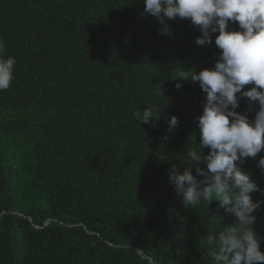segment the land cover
Segmentation results:
<instances>
[{"label": "trees", "instance_id": "trees-1", "mask_svg": "<svg viewBox=\"0 0 264 264\" xmlns=\"http://www.w3.org/2000/svg\"><path fill=\"white\" fill-rule=\"evenodd\" d=\"M144 9V0H0L3 55L15 58L0 91V264H215L207 236L237 218L215 199L185 207L169 173L200 150L206 102L178 73L214 67L218 33L198 45L199 27L176 18L161 34ZM147 104L160 111L155 127L134 115ZM258 109L240 97L235 110L251 121ZM261 157L237 163L259 188L252 227L264 253Z\"/></svg>", "mask_w": 264, "mask_h": 264}, {"label": "clouds", "instance_id": "clouds-1", "mask_svg": "<svg viewBox=\"0 0 264 264\" xmlns=\"http://www.w3.org/2000/svg\"><path fill=\"white\" fill-rule=\"evenodd\" d=\"M144 4L145 13L164 25L159 30L161 34L171 33L165 20L176 18L188 19L199 27L202 35L196 38L198 45L212 43V34L218 33L215 45L221 51L214 67L194 71L190 76L180 72L177 76L199 82L206 102L197 118L200 150L187 151L183 161L187 167L182 174L173 167L169 183L185 207L215 199L226 213L237 218L234 226L210 231L207 236L208 244L214 246L211 255L215 264L264 262L259 237L252 227V213L261 202L253 201L251 193L259 188L237 163L255 158L264 150V0H144ZM230 22H238L239 30H230ZM3 54L0 42V91L10 87L15 65L14 57L5 58ZM249 84L253 86L244 90ZM240 97L258 102L254 120L235 110ZM147 105L142 112L134 113L137 120L148 124L155 117L158 121L160 111L154 104ZM177 124L178 118L173 115L168 120L169 130ZM206 147L210 151L202 156ZM201 161L206 169L200 167ZM192 165H198L195 169L202 179L193 175ZM258 166L264 169V157Z\"/></svg>", "mask_w": 264, "mask_h": 264}, {"label": "water", "instance_id": "water-1", "mask_svg": "<svg viewBox=\"0 0 264 264\" xmlns=\"http://www.w3.org/2000/svg\"><path fill=\"white\" fill-rule=\"evenodd\" d=\"M137 250H138L139 252H142V250H141L140 248H137Z\"/></svg>", "mask_w": 264, "mask_h": 264}, {"label": "rangeland", "instance_id": "rangeland-1", "mask_svg": "<svg viewBox=\"0 0 264 264\" xmlns=\"http://www.w3.org/2000/svg\"><path fill=\"white\" fill-rule=\"evenodd\" d=\"M17 244V242H16V240H14V245H16Z\"/></svg>", "mask_w": 264, "mask_h": 264}]
</instances>
